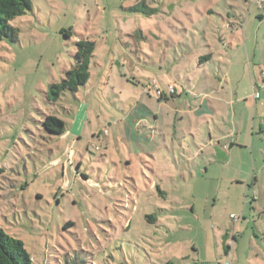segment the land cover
<instances>
[{"label":"rangeland","instance_id":"374dc122","mask_svg":"<svg viewBox=\"0 0 264 264\" xmlns=\"http://www.w3.org/2000/svg\"><path fill=\"white\" fill-rule=\"evenodd\" d=\"M30 1L10 21L16 40H0V226L33 264H264V140L255 182L250 171L241 183L205 175L178 150L190 97L158 68L166 56L178 69L201 37H184L185 24L215 28L232 15L225 4L243 0H144L149 14L130 9L137 0ZM249 1L255 18L261 5ZM80 38L95 43L88 81L49 101ZM169 86L178 96L161 101ZM138 103L159 113L141 119L148 142H138ZM45 114L65 122L60 135L41 129Z\"/></svg>","mask_w":264,"mask_h":264},{"label":"crops","instance_id":"0c3cea01","mask_svg":"<svg viewBox=\"0 0 264 264\" xmlns=\"http://www.w3.org/2000/svg\"><path fill=\"white\" fill-rule=\"evenodd\" d=\"M250 2L235 1L234 5L226 3L232 9V15L227 10V16L215 28L204 26L197 33L189 31L191 25H182L184 37L186 32L201 37L190 45L189 55L185 57L183 65L176 66L178 69L173 66L174 57L163 56L158 59L160 63L166 62L164 66L159 63L158 68L165 69L164 73L168 77L179 82L181 94L188 99L190 97V103L181 116L189 120L188 148L180 142L179 153L193 160L194 164L197 162L205 175L219 180H237L238 183L245 179L240 174L249 171L248 178L253 177L255 182V165L253 162L252 167L250 162L257 142L264 140L261 138L264 134V89L261 87L264 83V2L257 8L259 11L255 12V18L250 16L254 11ZM246 8H249L248 15L244 17L242 12L244 9L247 12ZM158 30L164 32L161 27ZM203 56L208 58L202 59ZM207 64L209 66L205 68ZM202 79H207L209 83H203ZM170 82L169 85H172ZM175 90L169 92L168 96L160 94L159 99L168 102L177 97L179 93ZM255 91L259 92L257 98L253 96ZM148 114L153 115L154 119L159 117V113L138 103V142L149 141L146 126L141 123V119ZM194 123L199 126L198 135L191 131ZM173 132H169L170 141L174 140L172 134L177 132L175 126ZM161 135L163 146L173 153L174 145H167L166 134L162 132ZM234 156L240 159L236 168L233 167ZM161 181L159 178L157 182Z\"/></svg>","mask_w":264,"mask_h":264},{"label":"trees","instance_id":"16d2710c","mask_svg":"<svg viewBox=\"0 0 264 264\" xmlns=\"http://www.w3.org/2000/svg\"><path fill=\"white\" fill-rule=\"evenodd\" d=\"M29 9H31L30 0H0V40L4 38L16 40V29L10 24V21ZM130 9L145 14L154 10L146 6L144 0H137ZM64 35L69 36L70 32L64 31ZM94 48V41L88 38H80L75 42L73 63L69 69L65 70L60 81L49 85L47 96L49 101H56L64 91L76 92L86 84L90 75V60ZM207 58V56L202 57V59ZM40 125L41 129L50 135H60L65 129V122L52 114H45ZM0 264H33L24 242L7 233L1 226Z\"/></svg>","mask_w":264,"mask_h":264},{"label":"built area","instance_id":"2783aa9c","mask_svg":"<svg viewBox=\"0 0 264 264\" xmlns=\"http://www.w3.org/2000/svg\"><path fill=\"white\" fill-rule=\"evenodd\" d=\"M256 2H257L258 4H261V3L264 2V0H256ZM261 87L264 89V83L261 84ZM157 92H158L159 95L162 94V92L159 91V90H157ZM169 92H171V93L174 92V88H173L172 86H169ZM253 96H254L255 98H257V97L259 96V92H258V91H255V92L253 93ZM230 217H231V219H232L235 223L239 220V217L236 216L235 214H231Z\"/></svg>","mask_w":264,"mask_h":264}]
</instances>
